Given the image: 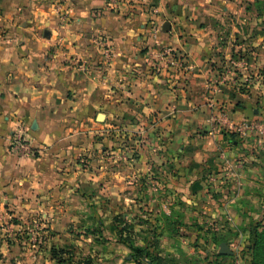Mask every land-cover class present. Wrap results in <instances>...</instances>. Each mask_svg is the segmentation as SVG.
<instances>
[{"label":"crops","instance_id":"crops-1","mask_svg":"<svg viewBox=\"0 0 264 264\" xmlns=\"http://www.w3.org/2000/svg\"><path fill=\"white\" fill-rule=\"evenodd\" d=\"M254 1L0 0V239L34 224L45 244L91 194L111 236L134 238L151 222L142 210L164 245L196 222L232 255L244 248L264 200V129L231 130L264 121L242 86L259 68L240 54L253 51L241 24ZM156 29L186 59L171 76L154 71Z\"/></svg>","mask_w":264,"mask_h":264},{"label":"rangeland","instance_id":"rangeland-1","mask_svg":"<svg viewBox=\"0 0 264 264\" xmlns=\"http://www.w3.org/2000/svg\"><path fill=\"white\" fill-rule=\"evenodd\" d=\"M259 3L254 1L245 8L247 14L243 18L244 24L241 25L252 27L253 30L251 32L244 31L242 42L249 43L252 41L254 46L253 51H243L240 54L242 55L241 59L249 63L251 59L254 58L255 60L254 55H257L256 59L259 60L257 74L252 76L250 68H248L247 73L249 75L247 79L251 77L253 82H243L242 86L243 89L252 88L253 95L257 97L256 107L264 113V5L261 7ZM253 72L255 73L256 70ZM249 86L251 88H247ZM256 122L260 124V130L264 129V121L256 120ZM121 143L126 142L122 141ZM130 157H134L133 154H130ZM89 161L85 157L82 164L85 169L90 170L91 167L87 163ZM151 181L156 180L152 179ZM151 194H154V191ZM148 196L146 195V197ZM91 198V194H85L83 218H79L77 222L69 223L62 233L48 229L51 234H46L45 244L43 243L45 235L31 236L33 229L37 228L36 231L38 232V228H41L33 226L34 224L22 225L19 232H14L11 236L0 239V264H138L137 261L133 262L132 256L136 255L137 252L131 250V246L142 248L144 252H148L153 257H161L162 260L159 264H219L220 244L216 241H208L203 235L205 233L204 226H208V224L201 225L191 222L190 225L196 232H193L195 238L192 239L193 236H188L185 232L181 233L180 230H177L179 231L177 234L178 239L168 241L164 245L161 241L159 243L155 239L157 234L152 217L147 215L148 212L139 210L142 215H146V219L138 218L139 223L146 221L148 218L151 219V222H145L146 224L142 225L143 227H135L134 238L127 237L122 231L120 237L117 235L111 236L107 224H104L102 219L97 218L96 211L93 209L94 201L90 202ZM88 199L89 201H87ZM19 222L21 220L11 218L8 224L17 225ZM6 224L0 223V227H5ZM182 226H185V224ZM6 235H9V233H6ZM184 236H188L190 241H181L180 238ZM2 240L5 241L2 242ZM138 245L142 246L139 247ZM251 247L252 241L247 242L244 248L238 249L235 254L229 256L228 264H250L252 261ZM6 248L9 250L12 248V250L4 257ZM192 250L193 253L188 255L187 252ZM142 254L139 257L140 263L148 264L146 257Z\"/></svg>","mask_w":264,"mask_h":264},{"label":"built area","instance_id":"built-area-1","mask_svg":"<svg viewBox=\"0 0 264 264\" xmlns=\"http://www.w3.org/2000/svg\"><path fill=\"white\" fill-rule=\"evenodd\" d=\"M161 33L160 29H156L152 35L155 43H157L153 51V55L163 64L161 65L159 62L155 64L154 71L159 75L164 74L167 76L173 75L171 73L173 70L183 69L186 66V59L183 54L172 49L169 46H162L158 43V34ZM102 53L106 60L111 59V49L107 42H102ZM232 132L240 137H243L247 132L253 130H260V124L256 121H244L240 124L233 125ZM18 149L23 148L25 145L24 138L21 133H18L13 141Z\"/></svg>","mask_w":264,"mask_h":264},{"label":"trees","instance_id":"trees-1","mask_svg":"<svg viewBox=\"0 0 264 264\" xmlns=\"http://www.w3.org/2000/svg\"><path fill=\"white\" fill-rule=\"evenodd\" d=\"M261 0H255V2L259 3ZM261 7H263L264 5V0H262L260 3ZM124 231V229L117 231V236L120 237L121 233ZM214 241H216L218 244H221L222 242H224L222 239H213ZM250 241H252V261L250 264H264V200L262 203V207H261V216H260V220L255 222L252 226H251V236H250ZM249 241V242H250ZM131 250L137 252L136 255L132 256V259L134 260L133 262H138V264H142L139 261V257L142 254L144 257H146L148 264H159L160 261L162 259H160L161 257H153L151 256L148 252H144V250L142 248H136L131 246L130 247ZM219 257L222 259L219 264H228V256H222L220 254H218ZM142 256V257H143ZM164 260V259H163Z\"/></svg>","mask_w":264,"mask_h":264},{"label":"water","instance_id":"water-1","mask_svg":"<svg viewBox=\"0 0 264 264\" xmlns=\"http://www.w3.org/2000/svg\"><path fill=\"white\" fill-rule=\"evenodd\" d=\"M169 29H170L169 23H165L163 25L162 32L167 33L169 31ZM98 118H99V120H103V116L101 114L98 116ZM219 254L222 256H231L232 255V253L229 251V249L225 243H222L220 245Z\"/></svg>","mask_w":264,"mask_h":264}]
</instances>
